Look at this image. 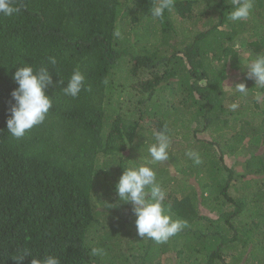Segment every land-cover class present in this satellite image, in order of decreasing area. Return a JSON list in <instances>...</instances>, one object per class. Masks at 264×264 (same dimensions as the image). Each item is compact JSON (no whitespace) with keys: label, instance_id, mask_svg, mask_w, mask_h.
Returning a JSON list of instances; mask_svg holds the SVG:
<instances>
[{"label":"trees","instance_id":"16d2710c","mask_svg":"<svg viewBox=\"0 0 264 264\" xmlns=\"http://www.w3.org/2000/svg\"><path fill=\"white\" fill-rule=\"evenodd\" d=\"M157 2L14 0L20 13L0 15V264H264V88L240 60L264 54V0L236 22L231 0H175L162 20ZM25 65L47 68L52 107L17 139L7 108ZM75 68L88 90L73 98ZM164 128L169 160L151 167L165 213L188 227L157 244L137 236L114 186Z\"/></svg>","mask_w":264,"mask_h":264},{"label":"clouds","instance_id":"9594fccd","mask_svg":"<svg viewBox=\"0 0 264 264\" xmlns=\"http://www.w3.org/2000/svg\"><path fill=\"white\" fill-rule=\"evenodd\" d=\"M232 9L228 13V20L244 21L252 14L254 0H231ZM175 0H158L150 9L153 19L162 20L166 11H171ZM21 8L14 6V0H0V15L13 16L19 14ZM119 37L120 32L114 31ZM50 62L55 64L54 58ZM255 85L264 88V54H257L246 64L244 70ZM12 79L17 85L10 93L12 103L7 108L6 129L14 138H22L26 132L44 122L52 107V99L45 89L53 83L47 68L34 69L31 65L16 68ZM84 76L75 68L63 92L73 98L78 97L82 90H88L84 83ZM61 84L62 81H57ZM236 91L246 94L248 88L244 83L235 85ZM235 107V105H233ZM155 143L148 147L150 161L136 167L123 168L124 171L115 184L117 203L131 205V212L135 217L136 234L140 238H148L157 244L167 243L171 238L188 227L187 221L173 219L165 213L164 206L167 193L157 180L156 172L151 165L169 160L171 138L168 130L164 128L154 133ZM195 165L202 163L197 151L189 150L185 153ZM112 205V204H107ZM115 205H112L114 207ZM100 250L92 249V254ZM31 264H61L53 256L43 259H32Z\"/></svg>","mask_w":264,"mask_h":264},{"label":"rangeland","instance_id":"374dc122","mask_svg":"<svg viewBox=\"0 0 264 264\" xmlns=\"http://www.w3.org/2000/svg\"><path fill=\"white\" fill-rule=\"evenodd\" d=\"M240 60H241V62H244L245 65L248 63V59L246 60L245 55H241ZM236 78H238V77H236ZM126 105H127V103H126ZM240 153H243V152H240ZM237 156L240 157V154H237ZM237 156L235 155L233 157L228 158L227 159V164L228 165L235 164L234 165V169H235L236 173L239 174V175H244L245 174L244 173V170H241L242 169L241 168V165H242L241 163L243 161V156L241 157L242 159L241 158H238ZM181 166H184V164H182ZM184 180L186 181L187 184L191 183L192 185H194V187H197L198 186L197 185V182L198 181L196 179H194L193 177H185Z\"/></svg>","mask_w":264,"mask_h":264}]
</instances>
